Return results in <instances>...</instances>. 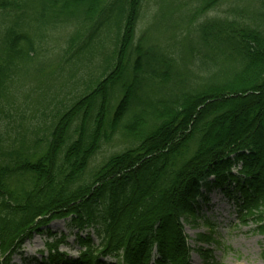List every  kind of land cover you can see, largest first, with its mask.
I'll list each match as a JSON object with an SVG mask.
<instances>
[{
	"label": "trees",
	"instance_id": "trees-1",
	"mask_svg": "<svg viewBox=\"0 0 264 264\" xmlns=\"http://www.w3.org/2000/svg\"><path fill=\"white\" fill-rule=\"evenodd\" d=\"M223 1L156 0L137 36L145 0H0V111L32 66L47 62L33 88L45 94L33 99L53 117L43 137L23 133L19 145L0 128V264H12L34 231L68 216L94 226L101 242L80 237L87 249L77 262L55 243L45 264H101L118 252L124 264H150L154 244L153 264H191L184 224L199 216L203 189L229 180L244 182L241 222L255 221L264 234V31L238 26L235 15L206 16ZM255 1L250 20L264 22V0ZM67 25L55 58L40 41ZM152 31L165 39L151 40ZM75 71L90 77L73 99L58 101L80 85H69ZM114 136L124 150L94 159ZM205 223L210 233L196 240L213 243Z\"/></svg>",
	"mask_w": 264,
	"mask_h": 264
},
{
	"label": "rangeland",
	"instance_id": "rangeland-1",
	"mask_svg": "<svg viewBox=\"0 0 264 264\" xmlns=\"http://www.w3.org/2000/svg\"><path fill=\"white\" fill-rule=\"evenodd\" d=\"M156 0H145L143 15H145L140 23L138 34L140 36L145 31V27L150 20V10L154 8ZM232 9H243L244 11H239V15L233 13ZM259 11V3L255 0H224L221 5H218L215 9L208 12L206 16L214 17L216 15L221 16V19L228 17L231 19L235 15L238 16L237 23L238 26H245V24L257 26L259 29L264 31V22L250 20V17ZM241 14V15H240ZM205 18V17H204ZM244 22V24L242 23ZM70 26V25H69ZM59 26L55 28L54 36L46 37L41 39L40 44L43 50H47L48 53H52L54 57H57L62 48L65 46V37L70 36L72 27ZM227 31H230L228 29ZM46 32L44 31V34ZM159 32L150 33V39L159 41L165 39V35L158 34ZM169 37V35H167ZM227 38H223L226 40ZM111 37L108 36L105 39V43L110 46ZM227 43V42H226ZM231 48H227L223 51L221 50V59L226 56V52L230 51ZM47 55V54H46ZM97 60H101V57H97ZM225 61V60H224ZM46 63L37 62L32 66L31 72L25 78H21L18 83L14 86L17 94L16 99L10 102V105L3 108L0 111V128L5 134V142H16L19 145V140L24 136L25 133L29 137L36 136L43 137L46 133L45 128L49 125L53 117L51 115L46 116L43 114L45 106L36 104L34 102V97L42 98L45 93L40 94L41 90H33L36 81L39 82L41 77L45 73ZM226 63V61H225ZM45 65V66H44ZM192 67L193 64H190ZM228 68V63H226ZM96 62L93 61V65L90 66V71L98 73L101 67L95 69ZM98 66H100L98 64ZM234 66L233 62H229V67ZM93 70V71H92ZM91 72L75 71L74 75L71 76L69 85L72 82L78 81L80 85L73 88L72 91L65 95L63 92L59 95L58 101L73 99V94L82 87V79L85 76L87 79L90 77ZM47 80V78L45 79ZM85 80V79H84ZM120 91L117 87L116 93ZM50 94V92H48ZM46 93V96L47 94ZM121 93V92H120ZM119 93V94H120ZM65 96V98H64ZM7 139V141H6ZM124 140H118L117 137L111 138V140L106 143L97 156L94 158L97 161L112 155V153L123 151ZM237 168L234 169L236 174ZM213 180V179H212ZM232 181V180H231ZM225 182L223 187H213L207 191V196L209 201L199 200L200 203V214L196 220L189 221L185 223V234L188 236L189 245L193 248L201 246L205 249L212 250V256L216 262L221 264H264V234L257 231V223L248 219L247 223H242L238 217V199H241L243 188V180L233 182L228 185ZM229 188V192L232 197L225 195L224 189ZM206 202V203H205ZM208 219V223L214 226L213 238L215 241L213 243L198 242L196 236L199 233H210V227L205 223ZM70 218L60 219L53 221L50 225L46 226L40 233H34L33 237L28 239L23 246L22 253L16 254L13 257L14 264H33L30 259L33 255L40 257L38 254L40 251H46V242H53L61 237L62 234L66 235V240L60 246V251L67 252L69 257L77 258L80 253V245L76 240L75 233L78 231L77 227L70 223ZM91 232L94 238V242H97L95 234L91 227H86L82 231V236L85 237L86 233ZM219 243V244H217ZM107 262H115L117 259L111 257H106ZM192 262L194 264H206L208 260L205 261V256L198 251L192 253Z\"/></svg>",
	"mask_w": 264,
	"mask_h": 264
}]
</instances>
